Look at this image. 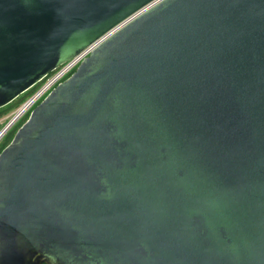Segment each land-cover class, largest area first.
<instances>
[{
	"label": "water",
	"instance_id": "95a60500",
	"mask_svg": "<svg viewBox=\"0 0 264 264\" xmlns=\"http://www.w3.org/2000/svg\"><path fill=\"white\" fill-rule=\"evenodd\" d=\"M148 1L0 0V107ZM0 264H264V0H162L56 84L0 151Z\"/></svg>",
	"mask_w": 264,
	"mask_h": 264
},
{
	"label": "built area",
	"instance_id": "2783aa9c",
	"mask_svg": "<svg viewBox=\"0 0 264 264\" xmlns=\"http://www.w3.org/2000/svg\"><path fill=\"white\" fill-rule=\"evenodd\" d=\"M162 0H150L147 3L143 4L141 7L121 19L119 22L111 26L109 29L104 31L102 34L94 38L91 42L82 47L78 52L73 56L67 59L65 62L59 64L56 68L51 70L47 75H45L41 80L42 83L39 87L24 101L22 102L15 110H13L9 115L11 116L9 120L12 119V123L8 128L0 129V139L3 134L21 119L23 116L29 114L30 110L41 100L43 99L49 91L66 77H68L72 71L77 67V65L86 58L96 47L101 43L107 40L110 36L120 30L122 27L127 25L129 22L134 20L136 17L161 2ZM40 80V81H41Z\"/></svg>",
	"mask_w": 264,
	"mask_h": 264
},
{
	"label": "trees",
	"instance_id": "16d2710c",
	"mask_svg": "<svg viewBox=\"0 0 264 264\" xmlns=\"http://www.w3.org/2000/svg\"><path fill=\"white\" fill-rule=\"evenodd\" d=\"M75 70V69H74ZM73 70V71H74ZM72 71V72H73ZM42 83L41 81H38L36 84H34L32 87L18 95L15 99L7 103L6 105L0 107V119L7 116L15 110L22 102H24ZM27 115L23 116L21 119H19L15 124H13L1 137L0 139V151L3 149L11 140L13 137V134L15 130L26 120ZM7 121V119H4L3 122ZM3 122H0V129L2 127Z\"/></svg>",
	"mask_w": 264,
	"mask_h": 264
},
{
	"label": "rangeland",
	"instance_id": "374dc122",
	"mask_svg": "<svg viewBox=\"0 0 264 264\" xmlns=\"http://www.w3.org/2000/svg\"><path fill=\"white\" fill-rule=\"evenodd\" d=\"M10 117H11L10 115H8V116H7V118H6V116H5V117H3V118H1V119H0V122H3V121H4V119H7V121H8V120L10 119ZM7 121L3 122V124H2V127H1V128H3V127H4V125L7 123Z\"/></svg>",
	"mask_w": 264,
	"mask_h": 264
}]
</instances>
